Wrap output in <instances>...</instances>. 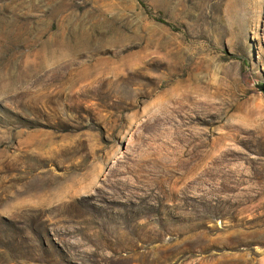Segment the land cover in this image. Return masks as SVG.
Listing matches in <instances>:
<instances>
[{"label": "rangeland", "instance_id": "1", "mask_svg": "<svg viewBox=\"0 0 264 264\" xmlns=\"http://www.w3.org/2000/svg\"><path fill=\"white\" fill-rule=\"evenodd\" d=\"M259 86L264 0H0V264H264Z\"/></svg>", "mask_w": 264, "mask_h": 264}, {"label": "trees", "instance_id": "2", "mask_svg": "<svg viewBox=\"0 0 264 264\" xmlns=\"http://www.w3.org/2000/svg\"><path fill=\"white\" fill-rule=\"evenodd\" d=\"M144 7L146 8L145 5H144ZM148 13H150V12L148 11ZM154 19H156L157 21L162 22V23L170 26L172 29H176V27L173 24L169 23L168 21H166V20H164V19H162L160 17H156V18L154 17Z\"/></svg>", "mask_w": 264, "mask_h": 264}, {"label": "water", "instance_id": "3", "mask_svg": "<svg viewBox=\"0 0 264 264\" xmlns=\"http://www.w3.org/2000/svg\"><path fill=\"white\" fill-rule=\"evenodd\" d=\"M259 88L264 93V86H259Z\"/></svg>", "mask_w": 264, "mask_h": 264}]
</instances>
